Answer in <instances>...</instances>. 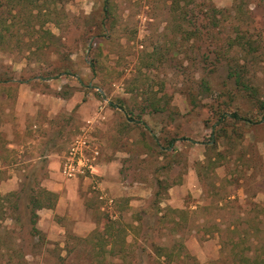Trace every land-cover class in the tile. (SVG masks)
<instances>
[{
    "label": "rangeland",
    "instance_id": "374dc122",
    "mask_svg": "<svg viewBox=\"0 0 264 264\" xmlns=\"http://www.w3.org/2000/svg\"><path fill=\"white\" fill-rule=\"evenodd\" d=\"M0 2V77L72 107L53 127L55 223L32 237L10 218L16 196L1 185L0 264L264 256V0H39L43 11L21 14ZM18 84L0 85L2 108H14ZM82 128L99 151L95 169L68 179L61 160Z\"/></svg>",
    "mask_w": 264,
    "mask_h": 264
},
{
    "label": "crops",
    "instance_id": "0c3cea01",
    "mask_svg": "<svg viewBox=\"0 0 264 264\" xmlns=\"http://www.w3.org/2000/svg\"><path fill=\"white\" fill-rule=\"evenodd\" d=\"M27 85V80L18 84L17 101L13 109L10 110L4 107L0 109L2 115L7 112L10 113L9 120L2 121L4 126L10 127L8 134L3 133L2 126L0 128L2 139L0 140V186H5L7 193L17 190L19 181L28 173L26 170L29 167L36 166V175L42 179L44 178V180H39L40 184L44 185L43 182L47 179L48 190L58 193L60 197L63 189L57 186V182L52 180L56 173L54 163L58 162L60 154L59 147L54 145L59 133L57 128L53 127L58 121L57 117L61 116L66 118V125L68 124L72 107L68 105L59 106L57 94L56 98L53 94H41L29 89L26 87ZM7 96V94L4 95V98ZM39 96L44 100V103L35 106L34 100ZM42 96L46 97L43 98ZM24 101H26L25 104H23ZM35 128H37V133ZM53 138H55V141H53ZM43 165L45 166V172H43ZM58 206L59 202L53 208H40L36 211L38 214L36 223L38 229L40 228L39 224L43 225L48 222V218H50V225L55 223L53 219L54 212H58ZM49 211L50 213H47Z\"/></svg>",
    "mask_w": 264,
    "mask_h": 264
},
{
    "label": "trees",
    "instance_id": "16d2710c",
    "mask_svg": "<svg viewBox=\"0 0 264 264\" xmlns=\"http://www.w3.org/2000/svg\"><path fill=\"white\" fill-rule=\"evenodd\" d=\"M20 1L22 0H14L13 2V3L21 4L20 10L17 9L18 12H20V14L21 12H23L25 6H26V9H32V7L34 6L36 8V13H37V8H39L40 12L44 10V8L36 5L35 2L39 0H23L24 3H21ZM44 1L47 2V0H44ZM2 5H3L2 2H0V6ZM39 28L40 27L37 28L38 32H39ZM194 33L196 32H193V34ZM1 37H2V33H0V39ZM236 72L237 71H234L235 74H237ZM48 78L50 77L49 76L42 77V79H48ZM21 82H22L21 79H16L14 77H8V78L0 77V85H6V84L12 85V84L21 83ZM236 82H239L237 77H236ZM57 96L65 98L64 95H60L58 93H57ZM257 103H258L257 104L258 109L263 110L262 115L264 117V101H258ZM0 109H2L1 105H0ZM232 117H234L235 119L239 118L236 113H233ZM0 140H2L1 136H0ZM175 141H176L175 138L170 139L169 147L173 146ZM33 173L34 172L31 171L30 173H27V175L25 174V177L23 178V180H26L25 181L26 183L25 182L21 183L20 187L17 190H14L9 193V195L16 196L15 201H13L10 204V210L13 213L10 216V218L12 219V221H18L19 225L21 224L20 220L23 221L25 223L23 225L24 226L27 225V228L29 227V233L31 234L32 237L41 238L42 237L41 231L36 226L37 219H38V214L36 211L40 208H53L54 205L56 204L57 194L51 190H48L40 186L35 187L34 184H37V182L35 181L34 178H37V175L36 173L34 174ZM30 179H33V180L30 181ZM20 201L21 202L23 201L24 203L22 202V205H21ZM238 243H240V241L238 242L236 241V243L233 246L234 249L232 250H235V248L240 246ZM229 255H230L229 259L231 261V264H264V256L260 254L249 253L247 251H242V250H236V251H232L227 256Z\"/></svg>",
    "mask_w": 264,
    "mask_h": 264
},
{
    "label": "built area",
    "instance_id": "2783aa9c",
    "mask_svg": "<svg viewBox=\"0 0 264 264\" xmlns=\"http://www.w3.org/2000/svg\"><path fill=\"white\" fill-rule=\"evenodd\" d=\"M99 151L93 147L89 139V130L82 128L71 141L67 151L64 152L61 160V174L68 179L85 177L95 169L93 161L96 159ZM100 198L110 204L112 198L103 194Z\"/></svg>",
    "mask_w": 264,
    "mask_h": 264
}]
</instances>
